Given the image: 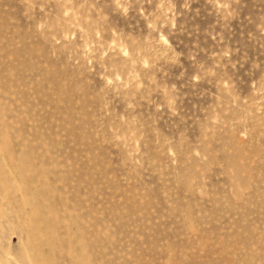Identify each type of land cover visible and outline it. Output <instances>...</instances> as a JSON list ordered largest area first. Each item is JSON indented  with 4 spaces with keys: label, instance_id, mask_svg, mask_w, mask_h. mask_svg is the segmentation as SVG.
<instances>
[{
    "label": "rangeland",
    "instance_id": "obj_1",
    "mask_svg": "<svg viewBox=\"0 0 264 264\" xmlns=\"http://www.w3.org/2000/svg\"><path fill=\"white\" fill-rule=\"evenodd\" d=\"M0 264H264V0H0Z\"/></svg>",
    "mask_w": 264,
    "mask_h": 264
}]
</instances>
